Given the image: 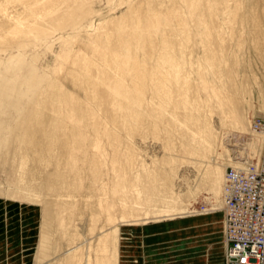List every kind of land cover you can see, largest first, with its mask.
I'll use <instances>...</instances> for the list:
<instances>
[{
  "label": "rangeland",
  "instance_id": "1",
  "mask_svg": "<svg viewBox=\"0 0 264 264\" xmlns=\"http://www.w3.org/2000/svg\"><path fill=\"white\" fill-rule=\"evenodd\" d=\"M263 66L264 0H0V264H220Z\"/></svg>",
  "mask_w": 264,
  "mask_h": 264
},
{
  "label": "built area",
  "instance_id": "2",
  "mask_svg": "<svg viewBox=\"0 0 264 264\" xmlns=\"http://www.w3.org/2000/svg\"><path fill=\"white\" fill-rule=\"evenodd\" d=\"M253 167L228 171L235 193L226 195V264H264V158Z\"/></svg>",
  "mask_w": 264,
  "mask_h": 264
},
{
  "label": "bare ground",
  "instance_id": "3",
  "mask_svg": "<svg viewBox=\"0 0 264 264\" xmlns=\"http://www.w3.org/2000/svg\"><path fill=\"white\" fill-rule=\"evenodd\" d=\"M263 69H264V66H263ZM250 128H251V131L254 132V133H257L258 135L261 136V139H262V143H261V147H260V151H259V155H258V158L256 161H246L245 163H243L242 165L240 166H237V167H233L231 169H229L228 171L232 170L233 173H246L245 170H247L251 165L255 166L253 168H258L261 163H262V160L264 158V119L262 118H256V119H251L250 120ZM259 169V168H258ZM227 171V174H226V180H225V183H224V189H223V192H222V209H223V212H224V230H223V245H224V259H223V264H226V236H227V226H226V218H225V209L227 207V203H226V195H233L235 193L234 191V185H229L227 183V179L229 177V173ZM201 210H204V206L201 207Z\"/></svg>",
  "mask_w": 264,
  "mask_h": 264
},
{
  "label": "crops",
  "instance_id": "4",
  "mask_svg": "<svg viewBox=\"0 0 264 264\" xmlns=\"http://www.w3.org/2000/svg\"><path fill=\"white\" fill-rule=\"evenodd\" d=\"M207 209L206 208H204V210H201V211H206ZM224 257V245H223V253H222V256H221V263L220 264H223V258ZM151 264H159L158 262H156V263H151Z\"/></svg>",
  "mask_w": 264,
  "mask_h": 264
}]
</instances>
